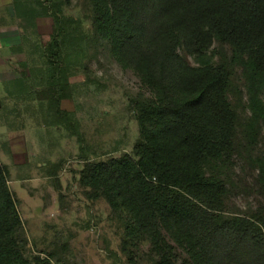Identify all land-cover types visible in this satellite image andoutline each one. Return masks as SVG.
I'll return each mask as SVG.
<instances>
[{
  "label": "trees",
  "instance_id": "1",
  "mask_svg": "<svg viewBox=\"0 0 264 264\" xmlns=\"http://www.w3.org/2000/svg\"><path fill=\"white\" fill-rule=\"evenodd\" d=\"M89 1L94 34L153 97L136 104L134 157L85 163L81 185L127 213V234L148 240L152 264H264V205L250 217L225 213L222 170L233 154L237 115L228 99L230 71L213 53L215 42L231 47L247 78L251 119H264V0ZM13 7L24 34L39 16L54 20L41 54L46 66L34 73L45 83L40 94L58 105L74 70L70 56L87 32L58 4L13 0ZM7 175L0 163V264H49L22 252Z\"/></svg>",
  "mask_w": 264,
  "mask_h": 264
},
{
  "label": "rangeland",
  "instance_id": "2",
  "mask_svg": "<svg viewBox=\"0 0 264 264\" xmlns=\"http://www.w3.org/2000/svg\"><path fill=\"white\" fill-rule=\"evenodd\" d=\"M44 1L80 20L88 38L70 56L66 96L51 105L35 73L46 66L41 54L54 20L39 16L24 34L13 0H0V163L22 221V252L33 263L152 264L148 240L127 234V213L93 198L80 173L90 161L134 157L136 104L153 94L94 34L89 0ZM179 53L195 65L183 49ZM213 53L230 71L228 99L237 115L233 154L222 170L225 213L250 217L264 205V119H251L247 78L231 47L215 42ZM260 98L264 102V87Z\"/></svg>",
  "mask_w": 264,
  "mask_h": 264
}]
</instances>
